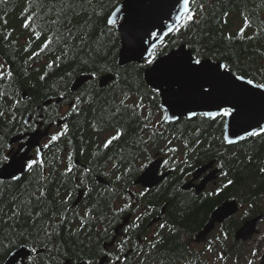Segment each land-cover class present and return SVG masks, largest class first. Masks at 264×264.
<instances>
[{
    "label": "trees",
    "instance_id": "16d2710c",
    "mask_svg": "<svg viewBox=\"0 0 264 264\" xmlns=\"http://www.w3.org/2000/svg\"><path fill=\"white\" fill-rule=\"evenodd\" d=\"M122 1L0 0V49L11 65L12 114L16 110L20 121L25 113L47 100H63L59 106L74 102L75 110L83 111L68 122L73 134L55 143L49 163L53 158H62L68 147L93 171L114 159L120 174L119 180L113 179L107 187L87 194L83 207L75 211H70L71 199L78 186L71 177L51 173L46 179L32 174L10 185L7 195L0 199V264L21 246L37 249L31 264H63L66 260L98 264L100 259L96 257L103 250L102 244L111 242L112 228L123 217L128 214L134 217L139 212L136 218L140 219L130 222L131 227L138 229L134 235L129 233V238L140 237L147 243L150 241L144 239L146 229L164 207L166 214L159 224L165 227L156 225L158 244L154 251H146L136 261L130 255L123 264H209L207 254L192 248L190 243L222 201L236 200L244 207V215L216 227L218 244L208 239L212 250L204 251L207 253L217 251L239 256L245 244L235 241L236 230L244 220L264 214V172L260 171L264 168V135L252 137L231 151L223 141V120L207 121L203 117L182 120L169 126L168 134L151 130V120L161 115L159 95L145 83V69L138 64L119 66V37L115 28L107 24V17ZM200 3L206 5L200 22L169 36L160 56L180 45L187 46L193 55L199 48L202 60L227 63L232 71L255 83H264V28L259 21V0H196L197 7ZM29 15L34 20L31 27L25 28ZM241 16L250 19L251 28L243 36H237L236 29L239 24L242 26ZM52 20L57 23H51ZM228 35L233 37L231 41L225 39ZM50 37L52 42L43 48ZM81 74L92 79L77 94H72L70 87ZM106 74H112L114 80L99 88V78ZM22 93L27 96L24 102L20 99ZM134 100L142 102L144 107L131 110ZM42 112L45 113L43 107ZM149 113L151 116L146 121L144 117ZM76 122H80L79 128H74ZM110 128H117L121 136L105 148L107 140L104 141L100 132ZM160 134L168 137L164 139ZM174 138L179 144L172 143ZM4 143L0 141V149ZM160 143L168 149H182L183 172L215 160L221 170L216 188L198 197L178 188L180 183L178 187L165 183L150 194H139L136 208L130 207L129 190L134 188L135 178L143 170L141 155L147 153L144 152L147 148L153 147L154 152L163 150ZM228 180L233 183L224 187ZM217 189H220L218 194L210 195ZM46 231L51 233L50 239L45 236ZM128 255L127 251L125 256Z\"/></svg>",
    "mask_w": 264,
    "mask_h": 264
},
{
    "label": "snow or ice",
    "instance_id": "6c2138e0",
    "mask_svg": "<svg viewBox=\"0 0 264 264\" xmlns=\"http://www.w3.org/2000/svg\"><path fill=\"white\" fill-rule=\"evenodd\" d=\"M206 5L200 3L198 7L196 6V0H170L168 5V11L164 15V19L158 22L142 21L135 17H126L123 22L119 25L123 29L122 36L125 41L124 53L128 54L131 58H135L139 61V66L145 69L146 74L149 77L150 83L153 84V92L157 95L165 96V103L169 108H175L178 104L188 96L192 98H198L203 101H211L217 108L216 112L207 111L202 113L203 116L208 118H230L234 128V134L239 136V139H244L245 137H255L260 134H264V126L257 121L255 127L249 122L246 115V98L249 96H254L257 93L252 92L251 88L248 86H254L256 89H264V83L254 84L253 79H246V77L237 72H233L227 63H217L215 66L205 63L201 59L200 49H195V55L190 52H179L174 53L172 56L161 57L160 50L166 47V38L178 34L180 31H187L195 24L199 23L202 19V13L205 11ZM120 9L118 7L114 8L110 15L107 17V24L113 28L117 27V20L120 19L119 16ZM226 18L228 13H223ZM34 17L29 15L25 21L24 27L29 28L32 26ZM166 21V22H165ZM51 23H57V20H52ZM227 23V20H224ZM251 21L244 16L243 27L240 28L237 36H243L245 29L250 27ZM37 38H39L40 33H36ZM226 40L231 41L233 37L228 35L225 37ZM251 39V37H249ZM52 42L50 37L45 41L43 48H47ZM43 48L41 50H43ZM51 66V65H49ZM4 65H0V69H4ZM8 78H11L12 73L8 71L6 73ZM5 77V72L0 71V79ZM44 77L42 76L41 79ZM177 86L176 90H172V85ZM166 86V87H165ZM4 93L0 92V96ZM264 96V92L260 93ZM18 103V101H17ZM77 103H79V98H77ZM124 104V101H121ZM134 109H142L144 105L142 102H137L132 106ZM75 110V106H73ZM119 111V109L117 110ZM4 115L0 112V116ZM197 113L191 112L190 116H195ZM145 116L144 119L147 121L149 117ZM170 117L167 112H163L160 119L156 123L168 122ZM260 120H264V115H261ZM27 123V122H25ZM30 126V125H29ZM147 126V124L145 125ZM67 131V126L51 138L44 144V148H48L53 142L57 141L64 132ZM245 133L244 136H240L239 133ZM121 132L117 131L115 135L111 136L103 145L107 148L114 140L119 139ZM227 143H233L228 137L224 138ZM10 148V145H9ZM174 152V148L168 149ZM17 151H26L24 145L21 144ZM42 149L37 148L36 159L26 158L21 156L19 160L10 158L9 155H0V165H3V172L0 174L7 173L12 177L13 180L19 179L15 175L17 171H24L25 169L31 171L33 167L39 164L43 166V162L39 158V154ZM164 164L167 165L168 161L165 160ZM146 167V166H145ZM70 171V169H69ZM264 172V168L260 170ZM152 169L149 168L145 172V177H149ZM120 177H117L119 180ZM233 181L228 180L224 187L231 185ZM220 189H217L218 194ZM43 194V193H41ZM143 195V193H141ZM129 207V205H125ZM16 211H13V215H16ZM37 215H39L37 213ZM87 215V213H86ZM137 220L140 219L138 216ZM84 221L82 220L81 226H83ZM129 228H125L124 231L128 232ZM161 228L165 225H160ZM45 236L50 239L51 233L45 232ZM227 238L226 235L224 237ZM219 239V237H217ZM127 240H122L118 245L119 250L122 252L124 244ZM155 247V245H152ZM211 251V245L208 248ZM31 252H36L35 247L31 248ZM255 254V253H253ZM28 255V253H25ZM107 255V253H105ZM119 260V257H117ZM20 264H24L23 260ZM29 264H31V257L29 256ZM87 264H92L88 261ZM102 264V262H101ZM248 264H252L251 261Z\"/></svg>",
    "mask_w": 264,
    "mask_h": 264
},
{
    "label": "flooded vegetation",
    "instance_id": "af4514ba",
    "mask_svg": "<svg viewBox=\"0 0 264 264\" xmlns=\"http://www.w3.org/2000/svg\"><path fill=\"white\" fill-rule=\"evenodd\" d=\"M259 4H260V12H261L259 21L261 24H263V28H264V0H259ZM243 20H244V16H241L239 21L241 22L242 26H243ZM242 26H240L239 24V27L236 29L238 30L237 33L239 32ZM250 28L251 26L246 29H250ZM246 29H245V32H246ZM0 65L5 66L4 69H0V71L5 72V77L3 79H0V92L4 93L3 96H0V112L4 113V115L0 116V141L5 142L4 146L0 149V155L7 154L10 156V158L18 159L21 156H23L25 152V151H17L19 146L23 144L24 149L27 150L25 143L28 141L29 137L26 135L36 134V133L46 134L45 136L42 137L39 143V147L31 148L28 154L26 155V157L28 158L36 159L37 158V154H36L37 148L42 149L41 153L39 154V158L43 162V166L41 167L39 164L35 165L31 171L26 170L25 173L22 176H20L19 179L17 180H13L12 178L0 179V199L4 198L7 195L8 187L10 185L13 186L14 184H18L19 182L24 180L27 176H31L32 174H35L39 177L42 175L46 179H49L50 178L49 176L51 173H54V174L57 173L58 175L63 174L65 176L71 177L72 180L75 182V184L78 186L74 194H72L70 211H75L76 209L82 208L84 205V198L86 197L87 194L91 193L94 189L97 190L99 188L107 187L109 184H111V180L117 179V177H120V174L117 173L116 161L113 159L112 160L113 162H108L109 164H106V166L100 168L98 171H93L87 168V166L82 162L80 156L75 151H72V150L70 151V149L66 147L64 149V152H67V153H64L62 158H58V159L53 158L52 159L53 161L49 163V158H50L49 156L52 152V149L54 148L53 146L55 145V143L58 142L60 138H62L61 139L62 141L64 139H67L69 137V134H73V131L69 129L68 122L70 121V119L73 121L75 117H77L83 110H80V109L73 110L74 102H67V103L64 102L61 106H59L63 100H60L59 102H57V100L56 101L47 100V102L45 101L43 105L35 106L33 111L25 113L22 119L18 121L19 115L16 113L17 111L13 109V114H12L11 98H10L11 78H8L6 75L8 71L11 72V65L9 63L8 57L6 56V53L2 51L1 49H0ZM77 92L74 94H77ZM20 99L22 102H24L27 98L26 99L20 98ZM133 102L134 103L131 104L132 106L137 103V100H134ZM132 106H131V110L136 111L137 109H134ZM42 107L45 108V113L42 112ZM219 120H223L224 122V118H219ZM151 121H153V119ZM104 124L105 125L107 124L106 120L104 121ZM79 125H80V122L74 123V128L76 127L79 128ZM65 126H67V131L64 132V134L61 135L59 139L53 142L48 148H44V144L51 138V136L57 134L58 132H61L65 128ZM167 128L169 127L164 128L163 131H167ZM116 131H117V128L116 129L110 128L109 130L100 132V133L104 134L103 135L104 141H106L111 136H113L116 133ZM145 135L148 141L151 140V137H148V134H145ZM149 135H152V134H149ZM17 136L18 137L25 136V137L19 141L10 143L11 139ZM162 137L165 139L168 136H165L164 134H162ZM164 139H162V141ZM249 139H246L245 141L240 142L236 145L227 146V148L230 149L231 151H235L237 147L241 146L242 144L247 142ZM113 143L115 142L113 141ZM172 143L174 145L179 144V141L176 138H174L172 140ZM9 145H10V148H9ZM159 145L163 150L154 152L152 151L154 150V148L152 147L150 149L147 148L146 150H144V152L147 151V153L142 152L143 154L141 155V158L142 156L145 157V161H144L145 165L143 164L144 166L142 167L144 169L145 166L147 167L152 161L160 159L162 160V163L159 168V175L167 173V172H169V174L162 183H160L159 185H157L156 187L150 190L143 188L141 186H136L132 190H129V193L127 191L129 198H130V206L133 208L134 206L136 208L139 194L141 193L145 195L150 194L151 192H154L157 189H159L165 183H167L169 187H174V186L178 187V184L180 183V186L178 188L180 189L182 188V190L185 192H190V193L195 194L194 188L185 190L183 189L184 185L192 181L194 171L214 161V160H211L205 163L204 165L202 164V166L200 165V166L193 168L190 171L183 172L184 165H183V158H182L183 156L182 149L181 148L175 149L176 154L175 152L169 153L167 150L168 148L164 147L163 143H160ZM152 153L153 155H151ZM174 158L177 159V162L173 163ZM165 160L168 161L167 165L164 164ZM2 167L3 165H0V169H2ZM217 167L220 169V167L216 163V166L214 167V169ZM210 171L211 170L207 171L201 178L193 182V184L200 183L201 180L208 173H210ZM29 182H32V181H29ZM26 184L27 182L25 183V185ZM139 188L141 189L140 190L141 193L138 190ZM214 188H216V185L211 183L206 187L204 193L212 192ZM78 197L79 198L81 197V200L76 207H73L72 205L78 199ZM134 201L135 203H133ZM117 206L120 207V204H118ZM165 214L166 212H165V207H164L159 211L158 215H155L153 217V220L158 219V222L155 223L153 226H151V228L146 229L148 231L145 230L146 234L144 236V239L149 240L150 242L144 243L143 241H141L140 237H136L135 240L133 238L132 239L129 238V233L134 235L135 229H138L136 227H130V230L128 232H125L123 230V235L115 241L113 247L107 250H104V245L107 243V242H104L105 244L104 243L102 244L103 250L100 253V256L99 257L97 256L96 259L99 260L103 257H106L107 260L105 264H123L125 260L129 258L130 255L136 261L140 259L146 251L153 252L155 248L152 245L154 244L155 246H157L158 244L157 242H155V238L158 235L157 228L155 227L157 224H159L162 221V217ZM119 223L115 224L114 227L112 228V235L110 239L114 236V228ZM129 226H131L130 223L126 228H129ZM122 240H127V243L124 244V247L125 246L128 247L127 248L128 249L127 251L129 252L128 256H125V253L127 251L122 253L118 248V245L120 244ZM105 253H107V255H105ZM117 257H119V260H117Z\"/></svg>",
    "mask_w": 264,
    "mask_h": 264
},
{
    "label": "water",
    "instance_id": "95a60500",
    "mask_svg": "<svg viewBox=\"0 0 264 264\" xmlns=\"http://www.w3.org/2000/svg\"><path fill=\"white\" fill-rule=\"evenodd\" d=\"M170 0H123L117 7L120 9V20L119 25L123 22V19L126 17H135L142 21H150V22H158L164 19L165 13L168 11V5ZM166 22V21H165ZM117 26V32L119 35V46L120 50L118 52L117 60L120 67L128 66L131 64H139V61L135 58H131L128 54L124 53V47H125V41L122 36L123 29ZM185 45H180L179 47L172 49L169 53L162 55L161 57L166 56H172L174 53L179 52H190ZM192 54V52H191ZM207 64H211L212 66H215L217 63L222 62H211L209 59L203 60ZM91 76H86L84 74H81L80 76H77L71 87L70 92L75 93L79 89H81L86 83L91 81ZM143 79L147 86L152 90L153 84L150 83L149 77L146 74V71L143 72ZM114 80V76L111 74L103 75L99 78V88H104L110 83H112ZM166 87V86H165ZM251 88L252 92L257 93L254 96H249L246 98L245 104H246V115L249 120V122L252 124L253 127H255V124L257 121H260V124L264 126V120H260L261 115H264V96L260 95V93L264 92V89H256L254 86H248ZM177 86L175 84L172 85V90L175 91ZM161 100V109L165 112H167V115L170 117L169 121L165 124H175L178 121L182 119H188L191 120L197 116H203L202 113L211 111L216 112L217 108L214 106V104L211 101H203L198 98H192L191 96L186 97L183 99L177 107L175 108H169L168 105L165 103L166 97L159 95ZM22 98L25 99L26 96L23 93ZM191 112L197 113L195 116H190ZM205 117V116H204ZM208 118V117H205ZM215 118H208V119H216ZM63 123V122H61ZM234 128L233 124L230 118H226V124H225V134L224 137H228L230 140L233 141V143L228 144H237L241 141H244L247 137L244 139H239V136L234 134ZM46 134H29L26 135L29 137L28 141L25 143L27 150L24 152V155L28 154L29 150L31 148L39 147V143L43 136ZM240 136H244L245 133L240 132ZM261 135V134H260ZM25 137V136H24ZM24 137H17L13 138L10 143L19 141L23 139ZM227 143V142H226ZM41 153V152H40ZM28 158V157H26ZM18 158L17 160H19ZM162 160L157 159L153 161L149 166H147L143 172L138 176V178L135 180L134 185L135 186H141L143 188H146L148 190L156 187L160 183H162L165 178L168 176L169 172L164 173L162 175H159V168L161 166ZM215 164V161L210 162L206 166L197 169L193 174V180L186 184L184 186L185 189L194 188L196 191V195L199 196L204 191L207 184L214 181L216 179V175L219 173L218 170L213 171L210 173L198 186H194L193 182L198 180L200 177L203 176V174L211 169ZM151 168L152 172L149 177H145V172ZM26 169L22 172L17 171L15 173L16 176L20 177L25 173ZM0 172H3V168L0 170ZM9 179L12 178L7 173L0 174V179ZM81 197L75 201L73 206H77L80 202ZM238 212V206L236 201H224L220 207L216 208L210 215L208 222L203 227V229L196 235L195 241L197 243H204L207 239V236L213 231L215 228V224H221L224 221L230 219ZM131 215L125 216L121 223L117 225L114 229V237L111 240L110 243L104 245V249H108L114 245V242L118 237L122 236V231L124 228H126L129 224ZM158 220H153L149 227L157 222ZM264 221V215L259 214L251 219L246 220L242 226L236 231L235 233V239L236 241H242L246 242L251 240L252 236L257 233V227ZM25 253H28V255H25ZM33 252H31L27 247L21 246L18 249L14 250L8 258L5 260L3 264H18L22 260L24 264H27V260L29 259V256L32 257ZM107 258L103 257L99 261V264H105ZM63 264H85V263H73L70 260H66ZM261 264H264V255L261 259Z\"/></svg>",
    "mask_w": 264,
    "mask_h": 264
},
{
    "label": "rangeland",
    "instance_id": "374dc122",
    "mask_svg": "<svg viewBox=\"0 0 264 264\" xmlns=\"http://www.w3.org/2000/svg\"><path fill=\"white\" fill-rule=\"evenodd\" d=\"M157 115L158 116L155 117L154 121L150 122L149 126L151 128H156L160 133H164V131H162L163 129L160 128L159 123H156V121L160 119L159 114ZM160 136H162V134H160ZM151 155H153V153ZM144 161H145V157L142 156L140 162L142 164L140 166H143ZM138 190L141 193L140 191L141 189L139 188ZM239 215L240 217H242L244 215V211L242 210V212H240ZM217 231H218L217 228L214 229V231L209 237V239L215 240L216 243H217L216 237H218ZM192 248L196 249L197 251H202L204 255L207 254V258H208L207 260H209V264H248L249 261H251L252 264H260L261 256H263L264 253V222L258 226V233L255 236H253L252 240L250 242L245 243V245L240 248L239 256H237L235 253L226 256L225 253L223 252L216 251L215 253L212 254L204 252L208 250L209 248L208 244L199 245L196 243H192Z\"/></svg>",
    "mask_w": 264,
    "mask_h": 264
},
{
    "label": "bare ground",
    "instance_id": "6f19581e",
    "mask_svg": "<svg viewBox=\"0 0 264 264\" xmlns=\"http://www.w3.org/2000/svg\"><path fill=\"white\" fill-rule=\"evenodd\" d=\"M214 211V210H213Z\"/></svg>",
    "mask_w": 264,
    "mask_h": 264
}]
</instances>
